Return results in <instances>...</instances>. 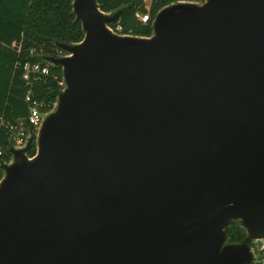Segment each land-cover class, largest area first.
<instances>
[{"label":"water","instance_id":"water-1","mask_svg":"<svg viewBox=\"0 0 264 264\" xmlns=\"http://www.w3.org/2000/svg\"><path fill=\"white\" fill-rule=\"evenodd\" d=\"M72 8L82 40L44 56L64 86L1 164L0 264H255L264 0L173 2L149 36L110 29L123 9Z\"/></svg>","mask_w":264,"mask_h":264},{"label":"trees","instance_id":"trees-1","mask_svg":"<svg viewBox=\"0 0 264 264\" xmlns=\"http://www.w3.org/2000/svg\"><path fill=\"white\" fill-rule=\"evenodd\" d=\"M182 0H97L100 10L114 12L123 9L116 23L126 34L149 36L152 20L163 6ZM202 2L203 0H187ZM73 0H0V122H14L28 116L25 96L30 88L23 79L26 62L47 63L44 56H59L56 42L76 43L82 40L84 31L75 19ZM138 13H148L149 20L143 23ZM50 73L41 75L32 84V95L49 111L56 102L59 84L63 81L61 67L49 64ZM56 76V78H54ZM31 129V127H30ZM12 146L7 129L0 123V178L1 164L11 160ZM35 153V143L28 152ZM246 235L238 220L227 228V242H241Z\"/></svg>","mask_w":264,"mask_h":264},{"label":"built area","instance_id":"built-area-1","mask_svg":"<svg viewBox=\"0 0 264 264\" xmlns=\"http://www.w3.org/2000/svg\"><path fill=\"white\" fill-rule=\"evenodd\" d=\"M137 16L143 23H146L149 20L148 13H138ZM109 27L115 33L126 34L123 30V27L119 23H112L109 25ZM58 50L59 56L65 54V52L60 48H58ZM49 64L50 63L43 64L39 61H35L26 62L23 65V79L26 81L27 85L30 86L25 96V101L28 103L27 119L25 122L21 119L14 122L3 121V119H1L0 122L1 125H3L7 129L8 136L13 147L24 146L26 144L28 136L38 130L42 122L43 115L48 112L42 109L43 104L34 99L31 88L33 82L37 81L41 75H48L50 73ZM54 78H56V76H54ZM59 84L64 86V81H60ZM252 247L256 255L255 264H264V239L253 242Z\"/></svg>","mask_w":264,"mask_h":264},{"label":"rangeland","instance_id":"rangeland-1","mask_svg":"<svg viewBox=\"0 0 264 264\" xmlns=\"http://www.w3.org/2000/svg\"><path fill=\"white\" fill-rule=\"evenodd\" d=\"M149 1H150V0H145V3H146V5H148V4H149Z\"/></svg>","mask_w":264,"mask_h":264}]
</instances>
